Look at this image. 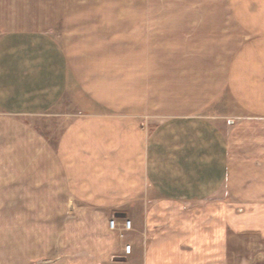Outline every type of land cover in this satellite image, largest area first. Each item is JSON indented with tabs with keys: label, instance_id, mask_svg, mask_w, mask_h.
I'll use <instances>...</instances> for the list:
<instances>
[{
	"label": "crops",
	"instance_id": "0c3cea01",
	"mask_svg": "<svg viewBox=\"0 0 264 264\" xmlns=\"http://www.w3.org/2000/svg\"><path fill=\"white\" fill-rule=\"evenodd\" d=\"M0 264H264V0H0Z\"/></svg>",
	"mask_w": 264,
	"mask_h": 264
},
{
	"label": "built area",
	"instance_id": "2783aa9c",
	"mask_svg": "<svg viewBox=\"0 0 264 264\" xmlns=\"http://www.w3.org/2000/svg\"><path fill=\"white\" fill-rule=\"evenodd\" d=\"M108 226L111 231L118 232L119 239H122L125 236V234L132 229V224L130 220H124L119 225L114 219H110L108 221ZM123 248L125 254L131 253L132 248L130 244L124 245Z\"/></svg>",
	"mask_w": 264,
	"mask_h": 264
},
{
	"label": "rangeland",
	"instance_id": "374dc122",
	"mask_svg": "<svg viewBox=\"0 0 264 264\" xmlns=\"http://www.w3.org/2000/svg\"><path fill=\"white\" fill-rule=\"evenodd\" d=\"M53 126V125H52ZM51 128V127H50ZM68 201H69V204H70V206L72 207V200L71 199H68ZM113 232V234L115 235V237L117 238V239H119V237H118V232H114V231H112ZM126 235V234H125Z\"/></svg>",
	"mask_w": 264,
	"mask_h": 264
}]
</instances>
